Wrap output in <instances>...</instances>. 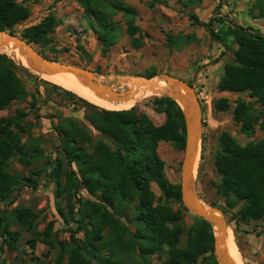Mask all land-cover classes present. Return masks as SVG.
Listing matches in <instances>:
<instances>
[{
  "label": "trees",
  "instance_id": "obj_1",
  "mask_svg": "<svg viewBox=\"0 0 264 264\" xmlns=\"http://www.w3.org/2000/svg\"><path fill=\"white\" fill-rule=\"evenodd\" d=\"M75 1L90 19L104 52L121 38V27L112 19L115 13L126 18L131 43L134 47L139 46L133 24L136 10L131 5L121 0ZM182 1L187 6L200 2ZM258 2L261 6L257 14L253 5L248 9L251 17H264V0ZM220 7L219 1L208 21L200 20L195 13H190L189 17L193 23L205 26L211 38L225 48L228 44L212 25L214 22H228L232 26L236 48L232 60L224 64L217 88L219 91L247 92L250 98H254V102L236 98L232 110L233 120L240 125V131L251 137L257 127L264 132V35L251 26L237 24L219 15L216 11ZM29 15L27 5L16 0H0V30L14 33V27ZM58 24L56 17L49 13L37 23L24 27L21 35L44 47ZM44 51V48L40 50L42 54ZM19 66L0 52V110L13 101H25L31 97L29 108L35 116H40L35 94L26 89L16 72ZM40 80L59 89L76 105L81 103L83 119L65 116L53 123L60 145L55 157L46 160L49 170L37 166L28 175H23L11 171L10 160L17 158L20 163L29 165L35 156L29 152L33 150L39 154L42 148L33 140L22 141L20 134L31 128V123L22 124L25 114L22 110L18 109L14 117H0V201L12 204L22 187L35 189L44 171L56 184L55 196H63L66 200V210L58 205V211L65 223L74 222L76 228L68 240L58 239L52 222L41 231L37 229L39 213L32 207H5L0 212L1 242L16 249L23 233H28L27 242L32 249L37 242L56 249L53 264H121L120 254L135 249L142 264H153L151 256L154 254L162 258L160 264H195L200 258H204L206 264H218L213 254L214 231L211 225L189 213L192 223L184 226L183 217L188 211L181 204L180 184L167 182L164 162L157 153L160 141L171 142L181 150L184 148V120L179 105L169 97H156L155 109L165 114V120L154 125L135 107L122 110L100 108L67 89ZM227 108L226 98L214 102L216 111ZM91 128L106 136L109 142L95 140ZM214 165L219 177L215 183L217 193L224 199L225 207L232 209L240 204L231 216L234 219L238 216L243 222L264 220V139L241 144L228 131H222ZM151 182L161 190V197L156 202L150 189ZM80 190H85L89 197H82ZM170 201L177 202L178 208L173 209ZM221 209L226 212L225 208ZM128 212H131L130 216ZM126 222L134 223L133 231ZM13 225L18 229H12ZM78 232L83 233L81 238L75 236ZM182 234H185L186 241L181 246L179 238ZM0 264L4 261L0 260Z\"/></svg>",
  "mask_w": 264,
  "mask_h": 264
},
{
  "label": "rangeland",
  "instance_id": "obj_2",
  "mask_svg": "<svg viewBox=\"0 0 264 264\" xmlns=\"http://www.w3.org/2000/svg\"><path fill=\"white\" fill-rule=\"evenodd\" d=\"M16 1L30 9L29 17L14 27L16 35H21L24 27L37 23L49 13L59 21L55 31L50 34V42L47 45L42 47L35 44L39 50L44 48V54L52 60L91 69L103 82L120 90L130 85L123 80L126 76L155 78L161 74L181 77L194 86L202 105L203 120L202 138L194 171L198 193L205 203L209 205L213 203L226 209L225 216L229 219L227 242L228 244L232 242L236 247L240 263L264 264V220L243 222L237 218L238 216L234 219L231 214L237 212L240 204L232 209L226 208L224 199L217 193L215 185L219 177L214 157L218 150V137L222 131H228L241 144L264 139V132L257 126L254 134L247 137L240 131V125L233 120L235 99L254 102V98H250L247 92L219 91L217 88L224 64L232 60V52L236 48L234 41L228 38L224 23H220L222 24L220 26L218 22H214L212 27L224 38L228 48L213 40L205 26L193 23L189 17L190 13H195L200 20L208 21L220 1L221 7L216 12L238 24L239 18L233 13L242 14L245 0H200L193 6L185 5L182 0H121L136 10L133 24L136 28L135 37L139 39L140 44L138 47L132 45L127 33L126 18L121 13H115L112 19L121 27V38L105 52L102 42L90 25V19L75 0ZM247 2V9L253 5L254 13L257 14L261 6L258 5V0ZM260 26L264 27V22H260ZM259 33L264 35L262 30ZM8 56L13 61L17 58L14 55ZM14 62L24 67L19 66L16 72L26 89L35 94L40 116H35L30 110L28 103L32 98L28 97L25 101L11 102L5 109L0 110V117H14L19 109L25 113L22 124L31 123L30 130L20 134L21 139L23 142L35 141L42 148V152L38 154L36 151H30L29 154L35 156L31 158L32 162L29 165L20 163L17 158L10 160L11 171L28 175L37 166L44 170L50 168L46 160L48 157L51 159L55 157L60 145L59 135L53 129V123H57L65 116L83 119L84 108L81 103L77 105L76 102L73 103V99H68L59 89H53L49 84L43 83L40 79H46L30 71L21 60L17 59ZM156 97L159 96L149 95L125 109L135 107L139 112L146 114L154 125H160L165 120V114L155 109ZM219 98L227 99L228 108L224 111L214 109V102ZM254 105L258 107L256 103ZM91 133L95 140L109 142L106 136L93 128ZM157 153L164 162V176L167 182L180 184L183 149H178L171 142L160 141ZM150 189L155 195L156 202L157 198L161 197V190L155 182L150 183ZM55 190V182L43 171L35 189L22 187L12 204L0 201V212L5 207L9 209L15 206L32 207L39 213L38 230H43L52 222V229L56 232L57 238L68 240L71 231L76 228V223H65L58 211V205L65 211L66 200L63 196H55ZM80 194L84 198L89 197L85 190H80ZM72 200L75 201V197H72ZM169 203L173 209L179 206L175 201ZM189 213L183 217L185 227L192 223ZM128 215L130 216L131 212H128ZM126 223L133 231L134 223ZM12 229H18V226L13 225ZM82 235V232L75 234L79 238ZM29 236L30 234L23 233L22 239L16 243V249L8 248L0 238V260L4 261V264H53L56 249L48 248L40 242L32 249L27 242ZM185 241L186 236L182 234L179 245H184ZM136 251L135 249L121 253L119 256L121 264H142ZM151 260L153 264H160L162 258L154 254ZM195 264H206V260L200 258Z\"/></svg>",
  "mask_w": 264,
  "mask_h": 264
},
{
  "label": "water",
  "instance_id": "obj_3",
  "mask_svg": "<svg viewBox=\"0 0 264 264\" xmlns=\"http://www.w3.org/2000/svg\"><path fill=\"white\" fill-rule=\"evenodd\" d=\"M6 45L16 47L38 74L73 73L80 77L96 96L104 97L109 101H128L139 92L141 86L146 87L145 90H150L152 95L166 96L175 101L181 109L185 129L184 158L181 163L180 181L181 203L188 212L204 219L211 225L214 231L213 254L217 263L237 264L228 253V225L224 211L218 206H212L202 201L197 190L194 171L202 138L203 120L202 105L192 84L181 77L161 74L157 78L164 82L163 85H160L156 80H150L153 78H140L138 85H129L120 90L103 82L93 70L52 60L42 54L35 44L29 42L22 35H16L8 30H0V47ZM0 52L5 53L1 50ZM14 61L16 60L14 59ZM129 78L126 76L123 80Z\"/></svg>",
  "mask_w": 264,
  "mask_h": 264
},
{
  "label": "bare ground",
  "instance_id": "obj_4",
  "mask_svg": "<svg viewBox=\"0 0 264 264\" xmlns=\"http://www.w3.org/2000/svg\"><path fill=\"white\" fill-rule=\"evenodd\" d=\"M0 50L2 52H5L9 55H14L15 60L19 59L22 61V63L30 70V71H34L35 70L31 67V65L28 63V61L26 60L25 56H23L16 47L12 46V45H6L3 47H0ZM37 73V72H35ZM38 74V73H37ZM39 75L52 82L55 83L57 85H59L60 87H63L67 90H70L72 92H74L75 94H77L78 96L84 98L85 100L98 105L100 107L106 108V109H125L130 107L131 105H133L136 101L145 98L149 95H152V93L150 92V90H145L146 87L141 86L139 89V92L130 100L128 101H124V102H114V101H109L108 99L104 98V97H99L96 96L83 82V80L78 77L77 75L70 73V72H59V73H55V74H41L39 73ZM151 81H158L160 85H163L164 82L162 80H159L157 77L150 79ZM125 83L127 82L128 84H130L131 86H136L140 83V78L139 77H130L127 80H124ZM227 247H228V253L230 255V257L237 263V264H241L237 255V251H236V247L234 246V244L232 242H229V244L227 243Z\"/></svg>",
  "mask_w": 264,
  "mask_h": 264
},
{
  "label": "crops",
  "instance_id": "obj_5",
  "mask_svg": "<svg viewBox=\"0 0 264 264\" xmlns=\"http://www.w3.org/2000/svg\"><path fill=\"white\" fill-rule=\"evenodd\" d=\"M247 0H245L244 6H243V11L242 14H238L237 12L233 13L234 15H236L239 19L238 20V24L243 25V26H251L252 29L254 31L259 32L260 30L264 31V27L260 26V22H264V17H251L248 14V9H247ZM240 13V12H239ZM219 23V22H218ZM224 26H226L227 32L229 34L228 38L230 40H233V36H232V26L230 24H228L227 22H223ZM220 25V23H219ZM222 26V24L220 25Z\"/></svg>",
  "mask_w": 264,
  "mask_h": 264
}]
</instances>
